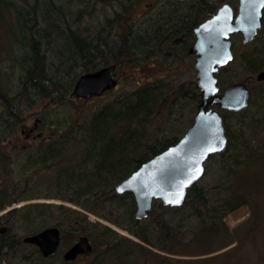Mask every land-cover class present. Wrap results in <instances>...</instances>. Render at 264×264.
<instances>
[{
  "label": "trees",
  "instance_id": "16d2710c",
  "mask_svg": "<svg viewBox=\"0 0 264 264\" xmlns=\"http://www.w3.org/2000/svg\"><path fill=\"white\" fill-rule=\"evenodd\" d=\"M143 1L0 0V155L2 145L18 135L28 116L34 115L41 106L37 138L43 143L35 149H26L25 165L33 163L32 170L40 169L52 175L55 189L65 194L53 198L69 201L87 212L99 214L95 208L109 200L121 204L128 226L119 221L114 224L126 228L140 241L125 236H118L119 239L113 241L111 235L119 234L110 226L104 227L103 242L107 247L102 261L97 260L95 264H104L108 257L114 263L129 264V256L143 257L142 253L150 252L147 245L163 252L178 247L180 237L173 226L175 220L160 213L155 216L157 205L174 217L183 210L189 211V218L199 221L200 229L195 234L198 242L204 238L211 242L216 237L226 236L228 227L224 219L245 206L239 198V190L232 194L227 192L221 199H212L197 183L188 190L183 206L164 207L155 202L150 213L151 224L145 225L134 216V197L115 192V186L144 162L179 141L181 136L177 135L150 139L146 136L147 126L154 124L164 113L180 115L186 106L194 118L201 100L196 80L174 84L155 79L119 96L115 102L93 114L81 117V121L72 118L76 111L70 107L73 102L70 93L82 74L109 65H117L119 71L125 66L132 68L144 62L155 65L162 61L170 66L165 59L175 61L181 53L188 54L195 40L194 29L208 13L218 8L208 4V0H158L157 4H163L161 9L142 22L134 11ZM98 3L111 6L112 16L103 23H92L89 17L88 24L84 25L86 17L96 14ZM81 4L85 8L75 9ZM176 40H182V43L176 46ZM168 47L173 48V52L163 55ZM263 56L264 44L260 52L244 57L251 73L261 71ZM223 85L220 86L223 88ZM63 112L67 116L66 122L59 116ZM223 113L228 151L232 139L226 121L235 113ZM51 114L53 120L49 119ZM45 130L50 133L48 136H44ZM239 171L237 166L229 173L237 176ZM2 193L0 190V199ZM26 199L19 196L17 201ZM54 207V204L36 203L20 209L28 211L25 217L28 222L33 216L41 220L42 230L51 227L48 225L52 223L60 228L63 244L71 246L81 236H88L92 244L95 243L93 231L98 229L99 222H91L88 215L76 209L71 218L42 219L46 211ZM4 208L5 204L0 202V211ZM32 229L29 226L28 230L33 234L41 231ZM161 243L165 246L161 247ZM11 244L7 235L1 233L0 251ZM226 246L222 245L223 248ZM37 259L46 260L41 254Z\"/></svg>",
  "mask_w": 264,
  "mask_h": 264
},
{
  "label": "rangeland",
  "instance_id": "374dc122",
  "mask_svg": "<svg viewBox=\"0 0 264 264\" xmlns=\"http://www.w3.org/2000/svg\"><path fill=\"white\" fill-rule=\"evenodd\" d=\"M157 2L158 0H144L137 6L134 14L143 22L146 20L145 18L152 16L161 9L162 2L160 4H157ZM226 2L230 3L237 11L238 0H208V4L218 8ZM83 8L85 6L81 4L76 6L75 9ZM111 9V6L98 3L96 14H93V17H86L83 24H88L87 19L89 20V17L92 23L105 22L112 16L110 14ZM175 42V45L178 46L182 43V40H176ZM232 42L235 57L227 67L221 69L223 72L222 75H220L221 73L218 74L219 83L223 85L226 81L223 85V88H225L238 82H246L251 90L250 105L239 113L231 112L235 114L229 115L227 118L229 135L232 139L229 149L213 155L207 160L205 174L198 184L209 193L212 199H221L227 195V192L232 194V192H238L239 190V198L244 201L245 206H248L250 214L241 222L233 223L230 213L224 219V223L228 227L226 236L216 237V240L212 239L211 242L206 238L198 242L195 234L200 229L199 221L193 217L189 218V211L183 210L174 217L172 213H167L164 210L165 208H160L157 205V211L154 212L155 216L160 213L169 219L175 220L173 226L180 237V241L177 243L178 247H173V251L163 252L147 245L150 252L142 253L143 257L129 256V264H264V83L257 81L259 72L256 74L251 73L244 61L245 56L260 52L264 44V19L262 28L251 43L244 45L241 35L232 36ZM172 49L171 47L165 48L163 55L169 52L172 53ZM165 60L170 62V66L162 61L154 63L155 65L151 62H144L139 66H133L132 68L125 66L120 71L118 70L117 77L120 78V84L114 91L87 100H72L70 107L76 111L75 117H72L73 120L76 122L81 121V117L93 114L103 106L115 102L119 96L135 90L140 85L143 86L146 82L152 83L155 79H163L165 82L174 84L197 80L194 55L181 53L175 61L173 58ZM262 60L261 71L264 70V56ZM42 110L43 108L40 106L34 115L28 116L18 135L10 138L1 147L0 190L3 193L0 202L5 204V208L0 211V229H6L2 234H6L8 240L12 242V250L7 252L3 249L0 255L15 264H62L65 262L63 254L68 245L61 243L60 254L46 261L37 259L39 253L23 241L26 236L33 234L29 232V226L34 230L35 228L42 230L43 223L41 220L34 219L33 216V220L31 219L32 221L28 222V220H25L28 211L20 209L22 206L36 203L54 204L56 206L46 211L45 217L42 218L44 220L46 218L54 219V217L71 218L72 211L76 209L88 215L91 222L97 221L100 223L98 229L93 231L96 240L93 243V254L80 257L73 264H95L97 260L102 261L107 247V244L103 242V230L107 226H110L119 234L111 235L113 241L118 240V236H125L135 242H140L126 228L114 224V221H119L128 226L123 217L121 204L109 200L105 205L95 208L91 203L99 214L87 212L69 201L53 198L63 197L65 194L55 189L51 182L52 175L46 174L47 172L40 171V169L32 170L33 163L28 164L29 167L25 165L26 149H35L36 145L43 143L39 138L28 139V134L32 129L35 132L33 136L37 134V126L42 118ZM197 111L194 113V118ZM223 112L227 111H220L222 117ZM191 115L189 106H186L180 115L169 116L168 113H164L156 118L154 124L147 126L146 136L150 139L155 136L168 135L182 137L185 134L182 132L191 125V119H194ZM51 116L49 119L53 120V115L51 114ZM59 116L60 119L66 122L65 117L67 116L64 112ZM172 119L175 122H172ZM43 134L48 136L50 133L45 130ZM30 151L34 152L35 150ZM237 166L240 167L239 175L234 176L229 173L231 168L235 169ZM245 178L247 179L245 180ZM19 196H25L27 199L19 202L17 201ZM61 205L63 208H58ZM87 205H89L88 202ZM149 217L141 221L145 222V225H150L152 220ZM48 226H53V223ZM223 244L228 246L223 248ZM160 245L161 247L165 246L164 243ZM28 255L30 256L28 257ZM114 262L109 257L103 261L104 264H117Z\"/></svg>",
  "mask_w": 264,
  "mask_h": 264
},
{
  "label": "water",
  "instance_id": "95a60500",
  "mask_svg": "<svg viewBox=\"0 0 264 264\" xmlns=\"http://www.w3.org/2000/svg\"><path fill=\"white\" fill-rule=\"evenodd\" d=\"M238 3L237 11L228 2L222 4L194 29L195 40L189 53L195 56L201 100L193 125L176 144L144 162L115 186L116 194L133 195L136 220L147 219L155 201L170 207L184 205L188 190L204 176L207 160L228 146L220 111L239 113L250 105L251 90L246 82L229 85L221 91L217 77L220 69L234 60L232 36L241 35L242 43L247 45L262 27L264 0H238ZM117 73V65H109L82 74L70 99L87 100L115 90L120 84ZM257 81L264 82V70L258 73ZM249 214L248 206H242L231 212V221L239 223ZM5 230L2 228L1 233ZM23 241L37 246L44 257H50L60 248L61 230L48 227L26 236ZM92 253L90 238L81 236L65 252L64 260L75 261L79 256ZM2 264L13 263L4 260Z\"/></svg>",
  "mask_w": 264,
  "mask_h": 264
},
{
  "label": "flooded vegetation",
  "instance_id": "af4514ba",
  "mask_svg": "<svg viewBox=\"0 0 264 264\" xmlns=\"http://www.w3.org/2000/svg\"><path fill=\"white\" fill-rule=\"evenodd\" d=\"M263 19H264V15H263ZM263 19H262V21H263ZM264 83V82H263ZM33 133H35L34 132V129H32L31 130V132L28 134V139L30 140L31 138H33V139H37V137L40 135V134H36L35 136H33ZM1 230H2V228L0 229V234H1ZM25 243V242H24ZM61 243H62V232H61ZM25 244H27V245H30L31 246V248H34L39 254H41L42 255V253L39 251V249H38V247L37 246H35V245H32V244H28V243H25ZM72 246V245H71ZM71 246H68L67 247V249H66V251L71 247ZM11 247H12V244L9 246V247H4V250H7V252H10L12 249H11ZM61 247V246H60ZM60 249V248H59ZM59 249H58V251H56V253H54L53 255H51L50 257H44L43 255H42V257L43 258H45L46 260H51V259H53L54 257H57L60 253H59ZM93 250H94V246H93ZM65 251V252H66ZM3 252V251H2ZM65 252H64V254H65ZM0 254H1V251H0ZM64 254H63V260H64ZM30 255H28V257H29ZM80 257H85L84 255H82V256H79L75 261H67V262H76ZM29 259V258H28ZM4 260H7L5 257H3L2 255H0V264H2V262L4 261ZM7 261H9V260H7ZM65 261V260H64ZM10 262V261H9ZM66 262V261H65ZM10 263H12V262H10ZM13 264H15V263H13Z\"/></svg>",
  "mask_w": 264,
  "mask_h": 264
},
{
  "label": "snow or ice",
  "instance_id": "6c2138e0",
  "mask_svg": "<svg viewBox=\"0 0 264 264\" xmlns=\"http://www.w3.org/2000/svg\"><path fill=\"white\" fill-rule=\"evenodd\" d=\"M193 178H195V177H193ZM176 202L178 203L179 201L177 200Z\"/></svg>",
  "mask_w": 264,
  "mask_h": 264
}]
</instances>
